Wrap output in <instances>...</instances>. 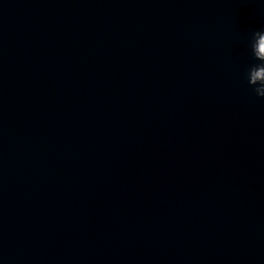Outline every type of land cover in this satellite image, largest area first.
Returning a JSON list of instances; mask_svg holds the SVG:
<instances>
[{
    "label": "water",
    "instance_id": "95a60500",
    "mask_svg": "<svg viewBox=\"0 0 264 264\" xmlns=\"http://www.w3.org/2000/svg\"><path fill=\"white\" fill-rule=\"evenodd\" d=\"M264 0H0V264H264Z\"/></svg>",
    "mask_w": 264,
    "mask_h": 264
},
{
    "label": "clouds",
    "instance_id": "9594fccd",
    "mask_svg": "<svg viewBox=\"0 0 264 264\" xmlns=\"http://www.w3.org/2000/svg\"><path fill=\"white\" fill-rule=\"evenodd\" d=\"M248 47L253 59L259 63L251 64L246 68L244 79L256 97L264 98V27L251 33Z\"/></svg>",
    "mask_w": 264,
    "mask_h": 264
}]
</instances>
